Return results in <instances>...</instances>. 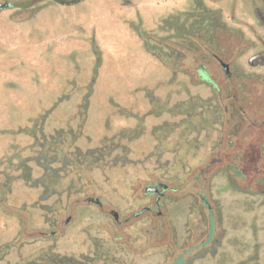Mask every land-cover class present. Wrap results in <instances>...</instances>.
<instances>
[{
	"label": "rangeland",
	"instance_id": "374dc122",
	"mask_svg": "<svg viewBox=\"0 0 264 264\" xmlns=\"http://www.w3.org/2000/svg\"><path fill=\"white\" fill-rule=\"evenodd\" d=\"M197 1L186 0L182 4L189 2L186 9L191 10ZM135 2L133 5L132 0L131 4L94 0L90 11L75 20L55 18L53 8L46 13L50 14L46 19L38 22L34 10L37 6L32 7L34 11L13 16L11 42L0 50V245L10 243L12 252L9 258H0V264H6L7 259V264H16L24 257L33 258L39 248L53 243L54 251L64 257L82 261L86 256L96 255L88 241L91 230H82L84 237L78 245H73L71 236L50 239L54 218L67 207L85 205L76 191L89 189L91 195H100L105 200L114 198L117 204L113 207L121 209L127 203L134 204L136 196L143 195L144 183L165 173L172 162L186 166L185 158L179 160L184 150L180 149L175 157V152L167 150L164 130L157 129L175 118L172 116L176 111L169 106L180 107L178 104L185 98L212 91L191 85L184 74L172 75L163 62L145 49L144 44L155 45L154 41H158L138 30V13L144 20V29L149 30L158 25L159 16L167 9L161 8L157 0ZM171 6L170 11H182L180 5L174 7L171 3ZM221 6L226 14L232 7L228 0L221 2ZM59 30L64 34L57 39L55 34ZM255 32L261 36L256 40L264 38V30ZM153 34L159 36L161 32ZM251 37L250 40L254 39ZM251 71L264 76L261 69ZM261 94L258 86L251 98L252 120L264 117ZM259 135L260 132L254 135V141ZM62 137L64 145L51 142ZM61 147L65 156L110 147L112 151L105 161L119 155L134 164L92 168L90 157H85L88 165H81L73 162L71 155L66 157L67 165L63 167L61 160L52 158ZM48 150L53 154H47ZM191 154L189 161L196 165L198 159L191 158ZM48 168L57 170L56 178L60 181L52 182L46 190L42 179ZM251 169L253 190H264V159L253 162ZM92 180L97 183L94 190L89 188ZM51 189H55V194L44 198ZM234 196L242 200L243 206L235 204L231 197H224L225 203L230 200L232 203L222 217L232 237L249 243L248 250L241 247L226 260L217 257L218 262L203 263L196 259L193 264H264V207L259 203L262 198L256 195L248 198L252 201L248 207L244 194L237 192ZM93 226L96 230H92V235L102 237V227ZM37 229L44 232L43 239L32 242L30 233L34 231L39 236ZM161 242L157 240L158 244ZM163 247L157 245L155 255L149 254L154 250L148 246L139 255L129 251L130 247H118L114 253L133 264H174L167 260ZM198 249L199 246L188 253Z\"/></svg>",
	"mask_w": 264,
	"mask_h": 264
},
{
	"label": "flooded vegetation",
	"instance_id": "af4514ba",
	"mask_svg": "<svg viewBox=\"0 0 264 264\" xmlns=\"http://www.w3.org/2000/svg\"><path fill=\"white\" fill-rule=\"evenodd\" d=\"M132 1L135 5V0ZM184 1L157 0L161 8L167 9L159 16L158 25L144 29V20L138 13L137 26L143 35L157 38L158 43L153 40L155 45L151 46L159 50L149 49L147 44H144L145 49L163 62L172 75L184 74L191 85L212 91L208 95L198 93L185 98L178 104L181 108L172 116L175 118L164 123L168 124L164 133L167 150L175 152V157L180 149L184 150L179 160L185 158L186 166L172 162L165 173L150 177L144 183L143 195L136 196L134 204L127 203L121 209L113 207L117 204L114 198L105 200L100 195H91L89 189L84 191L79 195L84 206L67 207L64 215L53 219L50 239L71 236L73 245H78L84 237L82 230H91L92 241L89 238L88 241L96 251L105 252V248L114 249V246L130 247L129 251L139 255L148 246L154 250L149 254L155 255L160 245L167 252V260L174 264H193L196 259L203 263L218 262L217 257L226 260L238 248L248 250L249 243L232 237L221 215L232 203L231 200L225 203L224 197L242 204V200L234 196L237 192L244 194V204H251L248 198L261 196L259 203L264 207V190H253L250 180L252 149L264 150V117L252 120L250 115L251 98L258 86L264 100V76L251 71H264V38L255 39L261 37L255 31L264 30V0H228L232 7L227 14L221 10L224 0H198L191 10L186 9L189 2L182 4ZM93 2L0 0V50L11 42L13 16L35 10L39 22L54 8L53 16L57 19H81ZM95 2L101 3V0ZM123 2L131 4V0H121V4ZM171 3L174 7L180 5L182 11H170ZM34 6L37 8L33 10ZM168 19L179 20L180 30L165 26ZM221 20L225 29L220 27ZM237 23L239 27H235ZM157 32L164 35L153 34ZM63 34L64 31L59 30L55 35L58 39ZM251 36L254 39L250 40ZM262 112L264 114V108ZM163 125L158 129L165 128ZM259 132L254 141V135ZM189 154L198 159L196 165L190 163ZM179 164L180 169L175 170ZM97 224L102 227V237L92 235V230H96L92 227ZM37 231L44 234L42 230ZM157 240L162 242L158 244ZM197 246L196 252L188 253ZM11 252L12 249L4 256L9 258ZM95 257L92 256L90 263L100 261ZM122 260L121 256H115L114 260L103 264H130Z\"/></svg>",
	"mask_w": 264,
	"mask_h": 264
},
{
	"label": "trees",
	"instance_id": "16d2710c",
	"mask_svg": "<svg viewBox=\"0 0 264 264\" xmlns=\"http://www.w3.org/2000/svg\"><path fill=\"white\" fill-rule=\"evenodd\" d=\"M220 22H221L220 23L221 29H225L226 27L224 25V22H222V20ZM181 25L182 24H181V22L179 20L168 19L167 21H165V26H168V27H171V28L173 27L174 29L176 28V29L180 30V26ZM147 45H148L149 49H152L154 51L159 50L156 47H155V49H156L155 50L150 44H147ZM163 53H165V51ZM174 56H175L176 59L179 58V57L178 58L176 57V56H179L177 54L174 55ZM162 58H163L164 61H166L165 57H164V54H163ZM172 67H174V66H172ZM179 108H181V107H171V110L178 112ZM83 110H84V112H86L85 107H83ZM85 119L83 121V125H85ZM163 126L164 127L168 126V124H164ZM166 128L167 127L163 128V130H164L163 134L165 133V129ZM157 131H159V129H157ZM161 131H159V132H161ZM69 135H71V134L69 133ZM72 140H74V139H72ZM55 141H57L56 144H60V145H64L65 142H66L63 139V137H62V139H59V138L58 139H53V141H51V142H55ZM111 151H112V148L103 147V148L88 149L86 152L79 151V152H75L73 154H69V155L67 154L65 156V151L61 147L60 149H58L56 151L57 154L54 153L52 158H54V160H61V162L63 164L62 165L63 167H65L67 165V160L68 159H66V157L70 158L71 155H74V157H71L73 162L80 163L81 165H88L89 163H87L85 157L86 158L90 157L92 159L91 162L93 164H89L90 165L89 167H92V168L95 167V166H98V167L100 166V167H102V169H106L110 165H114L116 167V166H128V165L134 164V161L128 159L127 157L119 156V155L115 156L114 159H112L110 161H105V156L110 154ZM47 154H53V153H51L50 150H48ZM57 155L58 156L59 155H63L64 157L60 159ZM251 157H252V163L253 162L259 163L261 161V159L264 157V150H262V149H252ZM57 158H59V159H57ZM56 171L57 170H55L54 168H48V172L44 175V177L42 179V182H43V185L46 186V190L49 189V186H50V184L52 182L58 183L60 181V180L58 181L57 178H56V173H58ZM51 178L53 179V181L50 180ZM58 178H59V176H58ZM61 179H63V178L61 177ZM96 185H97V183L92 180L91 185H90L91 187H89V188H92V190H94ZM87 190L88 189H80V190L76 191L75 194L76 195L77 194L81 195L84 191L87 192ZM54 192H55V189L49 190V192L46 193L44 198H47L49 196L54 195L55 194ZM34 233H35L34 231L30 233L31 235L33 234L32 237L34 238L32 242L40 240L44 236V234H41V235L38 236V235H34ZM52 240H54V239H52ZM53 246H55L54 243L49 245V246L47 245L46 247L43 246V247L39 248L36 251V253L34 254L33 258H31L30 256L26 257V258L24 257L22 260H20L16 264H92V263H90V260L92 259V257L86 256L84 258L86 260H82V261L73 259L71 257L70 258L69 257H64V256L60 255L59 253H56V251H54V249H53ZM11 249H12V245L10 243L6 244V245L4 244V246H3V250L4 251H2L3 255H0V258H3L4 255L8 254V252ZM113 250L118 252L119 248L117 246H114V249H106L105 252L103 251L104 253L101 251V249L100 250L98 249L96 251V255H95L96 257L94 258V259H97V258L100 259V261H98L97 264L108 263V262H111L112 259L114 260L115 256L117 257V255L114 253ZM104 256H106L105 259H104ZM102 258L105 260L104 262H103ZM122 261H125V260H122ZM130 264H133V262L132 263L130 262Z\"/></svg>",
	"mask_w": 264,
	"mask_h": 264
}]
</instances>
